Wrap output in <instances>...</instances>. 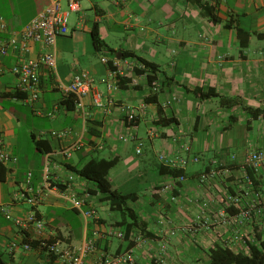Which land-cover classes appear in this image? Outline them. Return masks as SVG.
I'll list each match as a JSON object with an SVG mask.
<instances>
[{
    "label": "crops",
    "instance_id": "0c3cea01",
    "mask_svg": "<svg viewBox=\"0 0 264 264\" xmlns=\"http://www.w3.org/2000/svg\"><path fill=\"white\" fill-rule=\"evenodd\" d=\"M53 1L68 9L67 0H0V16L7 22L0 39L20 33ZM95 23L117 55L95 47ZM68 27L54 48L56 68H40L39 98L33 102H27L26 93L19 90L12 67L52 48L31 41L27 52L18 46L0 60V134L19 158L16 169L10 172L4 167L0 179V259L5 264H65L61 253L42 248L31 231L7 218L2 205L18 217L34 212L45 223L43 235L60 250L72 249L80 255L94 238L96 247L85 253L84 264H96L103 253L127 249L133 251L137 264H208L209 249L215 244L246 250L242 241L230 244L234 227L221 225L217 218L222 210L236 211L227 195L242 194L251 186L250 171H254L252 186L264 200V172L255 171L247 160L252 151L264 147V115L252 112L264 108V0L215 4L211 0H82L80 9L69 14ZM239 28L246 33L240 35ZM125 51L157 64L158 91L151 89L146 72L136 71L141 67L135 56L122 57ZM104 56L109 63L101 60ZM116 61L119 81L110 91L101 78ZM82 70L95 78L84 97L86 117L76 107L66 106L59 87ZM197 88L215 89L217 95L201 98ZM96 92H101L100 107L93 103ZM119 103L137 108L133 123H127ZM160 117L173 120L162 124ZM62 129L71 132L63 137L51 133ZM122 135L129 139L121 140ZM79 140L70 157L62 153ZM182 144L190 151L185 153ZM160 153L187 155L189 163L181 169L184 180L181 174L167 171ZM194 155L198 161L192 160ZM114 156L120 160L109 171L110 182L121 193L134 195L127 203L137 215V224L127 239L112 231L126 230L131 219L112 209L93 181L81 176L69 179L71 167L93 157ZM47 157L50 180L88 197L97 219L85 220L55 192L36 205L17 197L28 170L33 172V186L42 184ZM212 169L219 173L201 178L202 172ZM241 229L249 242L258 235L264 238V217L246 221ZM27 241L30 249L23 246Z\"/></svg>",
    "mask_w": 264,
    "mask_h": 264
},
{
    "label": "built area",
    "instance_id": "2783aa9c",
    "mask_svg": "<svg viewBox=\"0 0 264 264\" xmlns=\"http://www.w3.org/2000/svg\"><path fill=\"white\" fill-rule=\"evenodd\" d=\"M82 0H67L68 9L63 10L59 1H53L51 4L42 9L30 22L21 30L20 33H12L8 37L0 39V60L6 56L11 49L20 46L22 53L29 50V43L31 41L40 42L46 47H51L52 50L43 52L34 58H27L13 65L12 71L18 77V88L20 91L26 93V101L33 102L39 98L40 93V68L42 65H46L52 69L56 68V55L54 48L59 36L68 33V20L71 12L78 11L81 7ZM220 0H211L212 3H217ZM7 29L6 20L0 16V32ZM101 60L104 63H109L110 60L107 57H102ZM140 67H144V64L138 63ZM120 70L117 67V61L114 62V68H111L108 74L101 78V82L107 86L108 90H113L118 85ZM95 81L94 76L89 70H82L74 75L69 83H60L59 87L64 94V97L69 95L74 96L75 107L81 111L83 117H86L88 113L85 109L84 97L90 93L92 85ZM153 91H158L159 85L157 81H154L151 85ZM93 103L96 106H102L101 92H96L93 96ZM111 103L116 104L114 100ZM118 107L127 119L135 120L138 114L137 108L131 104L119 103ZM53 115V112H49ZM71 132L70 129L54 130L51 133L58 137H63ZM130 138H134L131 136ZM120 139L127 141L129 137L127 135L120 136ZM80 140L72 142L68 146L64 147L62 153L70 157L74 149L79 146ZM181 149L187 153L190 151V146L181 145ZM137 152H141L138 148ZM160 160L163 164L171 168H186L189 163L187 155H178L176 157H170L166 153L159 154ZM18 156L11 152L5 144V141L0 134V166L8 168L10 172L16 169L18 163ZM192 160L198 161L199 157L194 155ZM248 162L255 171L263 170L264 172V147L252 151L248 155ZM50 168L51 161L49 157L46 158L44 178L42 184L35 188L32 184V170H28L26 173V179L23 186L17 193V197L23 199L30 205H36L42 199H44L50 192L60 194L62 197L68 200L72 207H74L85 220L97 219L96 210L89 203L88 197L85 195H79L72 193L70 189H65L59 186L58 183H53L50 180ZM217 169L210 171H204L201 174L202 179H206L209 176L218 174ZM264 175V174H263ZM80 176L76 172L70 173L69 179L73 180L75 177ZM180 180H184L185 176L181 174ZM249 188L242 194L229 193L227 195L228 204L236 208L235 212H228L222 210L218 216V222L223 226H233L234 233L230 238V244L235 245L239 241H242L245 247L248 246L249 241L241 227L246 221L252 218L264 217V200L260 191L253 188V181L249 178ZM1 210L4 215L12 219L21 229L31 231V235L35 237V240L42 248H46L49 252L61 253L65 264H84L85 253L92 251L96 247V240L93 238L85 245V249L82 254L77 255L72 249L60 250L57 243L50 242L49 239L43 235L44 221L38 217L34 212L29 213L25 217L14 216L10 209L6 205L1 206ZM118 238L125 239V230L122 228L112 231ZM31 241V240H30ZM27 241L23 243L26 249L31 248V242ZM15 245V243H13ZM137 264V259L131 249H127L119 254L103 253L96 264Z\"/></svg>",
    "mask_w": 264,
    "mask_h": 264
},
{
    "label": "trees",
    "instance_id": "16d2710c",
    "mask_svg": "<svg viewBox=\"0 0 264 264\" xmlns=\"http://www.w3.org/2000/svg\"><path fill=\"white\" fill-rule=\"evenodd\" d=\"M195 3H200V0H190ZM214 18V16H213ZM215 19V18H214ZM246 33L242 28L238 29V33L241 35L242 33ZM92 38L95 47L98 50L103 48H108L109 51L115 53L117 55V51L110 47L108 43L103 39L100 34L99 25L95 23L92 29ZM135 56L137 60L144 64V67L136 68L138 73H147V79L150 85L156 81V72L158 70V66L156 63L147 60L146 58L135 54L134 52L125 51L122 52V57H131ZM195 93L199 95L201 98L210 97L217 95L215 89H208L206 91L201 88L195 89ZM223 100H227L222 98ZM66 106L68 108H75L74 96L69 95L64 99ZM252 112L255 115L263 114V109H254ZM173 119L160 117L159 121L162 124H166L171 122ZM133 120L127 119V123H133ZM120 158L118 156H114L112 158H90L84 164L79 166L71 167L74 172L79 174L81 177L93 181L97 187V190L105 194V199L109 201L112 209L120 210L123 214L127 215L131 221L128 222L125 230V239H127L128 234L133 227L134 224H137V215L135 214L134 209L128 205L127 201L129 199H134V195L131 193H121L115 187H113L112 183L109 180V171L119 162ZM182 168H171L167 167V171L174 175H179L182 173ZM4 167L0 166V179L4 178ZM254 171L249 172L250 179L254 180ZM258 239L255 242H249L246 250L235 251L231 247L222 244H215L213 247L209 249L210 261L208 264H264V238L261 235H258ZM0 264H5L0 259ZM154 264H160L155 262Z\"/></svg>",
    "mask_w": 264,
    "mask_h": 264
}]
</instances>
